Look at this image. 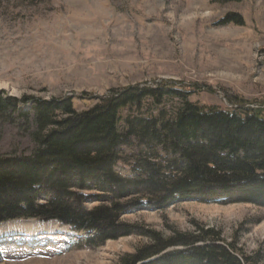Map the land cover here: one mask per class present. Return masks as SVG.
Instances as JSON below:
<instances>
[{"label": "rangeland", "instance_id": "1", "mask_svg": "<svg viewBox=\"0 0 264 264\" xmlns=\"http://www.w3.org/2000/svg\"><path fill=\"white\" fill-rule=\"evenodd\" d=\"M231 14L241 16L243 25H222ZM158 85L185 91L200 107L227 111L243 105L264 117V0H0L4 97H70L81 112L111 92ZM179 102L164 98L160 105L146 103L139 113L143 118L160 111L170 115ZM32 104L20 108L30 111ZM129 113L137 114L132 109L122 116ZM34 129L32 117L28 126L1 120L0 159L31 155L37 149ZM154 153L166 155L158 145L131 138L119 148L114 171L130 177L134 163ZM86 194L84 208L102 204L97 201L101 192ZM137 198L121 199L127 205L118 222L164 237L196 226L213 228L225 243L235 245L239 257L264 264V208L257 203L183 198L165 207L128 205ZM21 220L0 226L11 225V233L22 237L29 221ZM29 220L38 228L56 227L60 233L51 234L57 239L32 247L1 242L0 264H117L148 242L138 228L97 244L85 240L93 234L57 221Z\"/></svg>", "mask_w": 264, "mask_h": 264}, {"label": "trees", "instance_id": "2", "mask_svg": "<svg viewBox=\"0 0 264 264\" xmlns=\"http://www.w3.org/2000/svg\"><path fill=\"white\" fill-rule=\"evenodd\" d=\"M221 23L241 26L243 20L231 14ZM188 97L166 85L130 86L78 112L70 97L44 101L0 93V121L28 126L32 117L31 136L37 146L31 155L0 159V223L57 221L93 234L85 240L100 244L138 228L118 222L127 205L121 199L129 194L139 200L128 205L139 207L201 198L264 208L261 112L243 105L227 111L200 107ZM164 98L180 101L170 115H140L146 103L160 105ZM28 102L33 103L31 109L23 112L20 105ZM132 109L137 114L122 116ZM131 138L158 145L166 155H148L134 163L130 177H122L114 168L121 160L119 148ZM92 192H101L97 201L102 204L86 209L82 204ZM138 229L148 235V242L117 264H258L251 256L239 257L235 245L225 243L213 228L196 226L192 232L167 237Z\"/></svg>", "mask_w": 264, "mask_h": 264}, {"label": "bare ground", "instance_id": "3", "mask_svg": "<svg viewBox=\"0 0 264 264\" xmlns=\"http://www.w3.org/2000/svg\"><path fill=\"white\" fill-rule=\"evenodd\" d=\"M24 221V220H21ZM29 222L25 223L26 231L23 233L22 237L16 236L15 234L11 233V225H4L0 226V243H7V242H15L17 244H23L26 247H32L36 243L40 242H50L52 243L53 240L57 239V234L60 232L56 230V227L50 229L49 227H36L33 220H28ZM10 222V221H9ZM36 222V221H35ZM38 223V222H37ZM42 224V223H38ZM44 225V224H43ZM50 225V224H49ZM52 231H57V234H51ZM56 237V238H55ZM110 246V245H109ZM113 248V245H112ZM107 250V249H105ZM111 251V249H110ZM103 260H106L107 257L103 255L101 257Z\"/></svg>", "mask_w": 264, "mask_h": 264}]
</instances>
